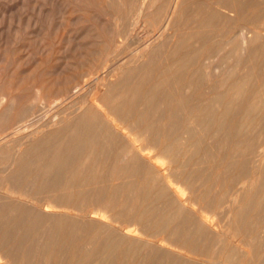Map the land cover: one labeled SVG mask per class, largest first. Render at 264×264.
<instances>
[{"label": "rangeland", "instance_id": "obj_1", "mask_svg": "<svg viewBox=\"0 0 264 264\" xmlns=\"http://www.w3.org/2000/svg\"><path fill=\"white\" fill-rule=\"evenodd\" d=\"M177 205L168 228L148 219ZM178 220L196 250L166 240ZM6 252L264 264V0H0Z\"/></svg>", "mask_w": 264, "mask_h": 264}, {"label": "bare ground", "instance_id": "obj_2", "mask_svg": "<svg viewBox=\"0 0 264 264\" xmlns=\"http://www.w3.org/2000/svg\"><path fill=\"white\" fill-rule=\"evenodd\" d=\"M237 88V87H236ZM237 91V90H236ZM237 96H239V95H237ZM126 119V118H125ZM165 152H167V153H169V155H171V159L173 160V158H174V156H176V152H175V150H165ZM45 157H47V156H45ZM40 158H42V157H40ZM39 159V158H38ZM40 160V159H39ZM38 160V161H39ZM54 160V159H53ZM16 161L20 164V168H19V170L18 171H20V172H22L23 170H24V168H25V164H21L20 162H22L21 161V159L20 158H18V159H16ZM45 168H46V166H45ZM50 169V166H48L47 167V169L46 170H49ZM160 170V169H159ZM19 175V174H18ZM48 183V185H55V183H56V176H53V180L52 181H50V182H47ZM8 192H10V193H15L16 191H14V189H8ZM20 195L21 196H25V195H27V193H25V192H22V193H20ZM64 200H65V202H64ZM34 201V200H33ZM42 201H44V200H42ZM82 201V203H83V201H85V200H81ZM104 201H106V200H104ZM175 201H177L178 203H181L182 204V202H183V198L182 197H180V196H176V199H171V203L173 202V204H174V202ZM45 202H47L44 206H47V208H45V210L47 211L49 208L48 207H54V206H56V207H58L59 208V206H61V204H63V203H67L68 202V200H67V198L66 199H62L61 201H60V203H52L51 201H49V200H45ZM51 202V203H50ZM54 202V201H53ZM92 202V201H91ZM29 203V202H28ZM50 203V204H49ZM81 203V204H82ZM101 203H103V201L101 202ZM85 204V203H84ZM108 204V203H107ZM36 205V204H35ZM108 205H104L103 207H102V209H100V210H98L97 212V215L99 214V216H101V217H105L106 215H107V213H108V207H107ZM175 209L171 212V213H169V214H167V215H163L162 213H159L158 214V210H159V208L156 206V207H152L151 208V210H149L148 211V219H157V222H161V224H162V228H168L169 227V225H171L172 223H174L175 222V219H176V217L178 216V215H182V207H180V206H176V207H174ZM198 210H200V209H198ZM22 211V210H21ZM96 212V211H95ZM94 212V213H95ZM94 213L92 212V216H94ZM202 213V212H201ZM144 214V213H143ZM145 214H146V212H145ZM204 214V213H203ZM89 215V214H88ZM96 215V216H97ZM205 215V214H204ZM138 218V217H137ZM209 218V217H208ZM219 218V217H218ZM103 219V218H102ZM96 220V219H95ZM149 220V221H150ZM212 220V219H211ZM222 220V219H221ZM214 222V221H213ZM178 223V224H177ZM176 226L174 225V226H172V228L170 229V230H168V231H164V233H166L165 235H166V240H168V239H172V240H179V239H182L183 241H184V243H189L190 244V249L191 250H196V248L193 246V242H195L193 239H192V232H191V230H186L185 228L187 227V225H186V227L184 228L183 226H182V228H181V230H178L177 231V229H178V226H179V224H180V222H179V220H178V222H176ZM187 224V223H186ZM213 225V223L211 222V221H209V220H207V219H201V221H200V224H198V226H199V230H203L206 226H208V227H211ZM134 229V228H133ZM146 229V228H145ZM158 229V228H157ZM156 229V230H157ZM144 230V229H143ZM149 230V229H148ZM155 230V231H156ZM212 230V229H211ZM129 231H131V229L129 230ZM135 231V232H134ZM133 231V233H136V231H137V229H135ZM137 232H139L140 233V231H137ZM148 232V231H147ZM146 232V233H147ZM150 232V231H149ZM145 233V232H144ZM145 233V234H146ZM153 233V232H152ZM154 235V234H153ZM156 235V234H155ZM164 235V236H165ZM115 236V235H114ZM151 236V235H150ZM29 237V236H28ZM86 237H88V236H86ZM165 240V239H164ZM241 240V239H240ZM168 242V241H167ZM169 245V244H168ZM171 245V244H170ZM249 245V244H248ZM120 248V247H119ZM243 248V247H242ZM9 252H6V254H3L2 255V257H0V264H9ZM89 254V253H88ZM87 254V255H88ZM86 255V256H87ZM3 260V261H2ZM16 260L18 261V263L19 264H27V263H24V261H23V259H21L19 256H17L16 257ZM154 261V260H153ZM159 261V260H158ZM39 262V261H38ZM156 262H157V259H156ZM163 262V261H162ZM42 263V262H41ZM158 263V262H157Z\"/></svg>", "mask_w": 264, "mask_h": 264}]
</instances>
